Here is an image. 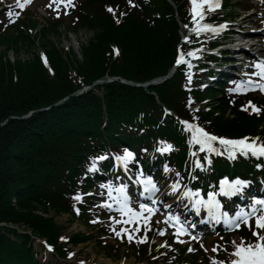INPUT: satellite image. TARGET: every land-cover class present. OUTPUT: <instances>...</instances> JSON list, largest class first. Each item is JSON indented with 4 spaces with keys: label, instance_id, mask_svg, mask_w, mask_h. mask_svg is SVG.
<instances>
[{
    "label": "trees",
    "instance_id": "16d2710c",
    "mask_svg": "<svg viewBox=\"0 0 264 264\" xmlns=\"http://www.w3.org/2000/svg\"><path fill=\"white\" fill-rule=\"evenodd\" d=\"M156 1L161 3L162 11L154 17L156 27L137 19L117 26L110 16L103 14L89 18L87 28L95 30L97 39L85 46L82 61L65 54L54 42L41 41L42 46L52 44L47 53L53 74L44 67L38 54L32 60L19 57L14 62L0 58V223L25 225L35 234L52 236L53 231L47 225L53 226V221L36 214L37 203H43L40 189L49 184L59 166H71L76 160L80 138L99 134L106 117L107 130L121 127L120 120L138 118L141 113L147 122L155 119L151 113L158 105L155 97L145 89L119 81L107 83L102 94L94 91L80 96L71 94L82 82L90 83L106 74L140 81L166 67L175 50L178 24L170 3ZM49 34L42 32L44 38ZM113 43L122 48L116 58ZM0 44L6 47L4 56L12 49L35 48L31 35L20 29L0 37ZM175 79L153 88L161 101L169 102L170 97L182 99V90ZM31 111L29 117L22 118ZM239 130L248 131L247 127ZM3 229L15 235L17 232L0 225V264H10L17 250Z\"/></svg>",
    "mask_w": 264,
    "mask_h": 264
},
{
    "label": "snow or ice",
    "instance_id": "6c2138e0",
    "mask_svg": "<svg viewBox=\"0 0 264 264\" xmlns=\"http://www.w3.org/2000/svg\"><path fill=\"white\" fill-rule=\"evenodd\" d=\"M31 0H16V3L19 5L20 8H24L27 4H29ZM131 3L132 0H129ZM210 0H191L192 4V13L193 19L195 20L196 16H202L203 14V5L209 4ZM61 5H64L65 7H74V3L72 0H50V3L48 7L55 6L56 9H59ZM216 7L219 6L217 3L215 5ZM111 11V7L109 8ZM57 15H60V12H56ZM15 15H19V12L15 13ZM8 16L12 17L13 13L11 11L8 12ZM227 27V22L224 24L218 25V26H212L205 24L203 25V28H196L194 31L199 33L202 30H206L211 28L213 31L222 30ZM185 40L190 39L189 37L185 36ZM189 55H192L193 53H188ZM185 56V53L181 51L179 53V58L176 60L177 64H180ZM45 63H47V60L45 58ZM256 67L260 69V71L257 73V75L264 77V60L258 61L256 64ZM251 83V82H249ZM245 82L240 81V86L237 88L231 89V91H247L249 90L247 87H244ZM259 87L261 90H264V83H260ZM249 104H252L251 101H249ZM246 107V106H245ZM252 110L259 112L260 109L256 107L255 105H252ZM198 119V118H197ZM183 124L186 125L188 129L191 131V138L190 143L201 145L203 148H207L210 151H218V149L213 145V141H219L222 145H224L227 150L228 154L231 157H235L236 153L239 151L243 155L247 156L250 153L252 155H258V156H264V142H259V138H253L249 139V137H241V138H228L224 136H218L214 133H211L207 131L204 127H202L199 123L190 122V121H183ZM162 145H166V147L158 148V151H165V150H171L172 145L168 144L166 141H160ZM135 158V153L132 152L129 149H124L122 155H115V159L118 163H123L125 169H127L128 162ZM107 159V154L96 156L92 158V162L90 164V170H95L97 168V161L105 160ZM209 163H211V160L209 159ZM201 167L203 165H200ZM165 171H169L168 167L165 166ZM137 175L141 177L142 179L140 182L144 185V193L143 195H152L155 198V194L159 191V188L157 187L156 182L154 181L153 177L146 176L142 170H140ZM177 176H179V173H177ZM250 182L245 179H241L240 177H236L235 179L230 180L228 177H223L219 181V188L218 190L210 191L205 194H201L200 189L193 190L191 188H186L182 195L183 196H189L192 197L193 203L192 207H194L197 211H199L201 208L207 209L208 217H211L214 220L219 221L223 218H228L229 228H239L242 224L246 225L247 227L251 228L253 220L256 225V229H264V207L258 208L257 205L264 206V198L262 197H253L252 203L250 205V209L248 208H240L239 210H236L234 212V215L229 214L227 212H224L223 205L221 204L220 199H218V196L224 195L227 197L233 196L237 193H242L244 191V187L247 186ZM102 187L109 188V196L111 197L112 191H115L117 193L116 196V203L119 205L118 211L124 215L127 214L129 217V221L133 219H141L143 218L146 226L150 227V224H148V218L142 217L143 211L146 209L149 213V215L153 214L156 209L153 207H150L146 203H140L139 204V210L136 208L131 207V198L125 191L126 186L124 184H119L117 188L113 189L111 183L102 185ZM177 187H179V181H176L173 187V190H175ZM76 199H82L81 194H77L75 197ZM105 207H109L108 201L103 202ZM165 207H170L168 205H165ZM77 211L79 209L77 208ZM99 219V218H97ZM115 220V217L112 218ZM166 219H171L173 221H179L180 216L179 213H176L175 215H171L170 217H166ZM129 221H125L126 223ZM117 223H120V221H116ZM194 227V225H192ZM173 227L176 228L177 233H187L188 229L184 228L183 226L177 227L175 224H173ZM115 231V229H113ZM137 231L139 229L137 228ZM121 232H127L126 228H122L119 232H116V234L119 236ZM161 234H163V230L161 231ZM253 235L257 237V239L253 242H245V239L242 238L239 243H237L235 240H233L231 243L234 245L232 255L235 257L234 259L230 261H220L217 260L215 257H213L214 264H264V232L253 230ZM133 237L131 234H129V240L131 241ZM179 239V237H177ZM62 239H66V237H62ZM142 240H146L147 237L144 236L141 238ZM51 247V246H49ZM190 251L193 249H189ZM227 249H225L226 251ZM214 251H219V247L214 248ZM69 255H73L70 253ZM80 264H84L83 261L80 262Z\"/></svg>",
    "mask_w": 264,
    "mask_h": 264
},
{
    "label": "rangeland",
    "instance_id": "374dc122",
    "mask_svg": "<svg viewBox=\"0 0 264 264\" xmlns=\"http://www.w3.org/2000/svg\"><path fill=\"white\" fill-rule=\"evenodd\" d=\"M41 1H42V3L40 1L35 3L31 9H33L32 14H34V15L36 14L37 16H38V14H41L42 17L38 16L39 21L42 23H45L46 21L50 20V19H48V17L50 18L49 14H48V8H49L48 5L50 3V0H41ZM37 29L39 31V28H37ZM91 34H93V31H86V30L84 31L83 30V31H79L78 33L73 32L70 34V37L64 38L61 41H58V38H56L55 36H52V35L48 39L52 40L51 42H54L53 43L54 45H55V43H57L61 47L68 48V47H72L70 45H73L75 41L86 40L87 38L90 37ZM39 37H37V38H39ZM96 39H97L96 37L92 38V40H96ZM55 46H57V45H55ZM43 47L45 49H49V48H52V44H47L46 46H43ZM74 47H75V50L78 49V46H74ZM39 48H41V47H37V48H31V47L22 48L21 47L20 49H12L6 53V56H4L3 53L6 49V47L3 45H0V58L1 57H8V55L10 54V57H12V58H19L20 57V58H27V60H32L33 57L35 56V54H37L36 49L39 50ZM72 51L74 52L73 48H72ZM74 59L75 60L77 59L76 56ZM227 114H229V110L227 111ZM15 201H16V199L14 197L13 206L16 207L18 204ZM38 213H40V212H38ZM56 219L59 222L64 223L66 226H68L66 233H68L70 235H72L74 232H76L78 230H84V231L87 230V228L80 222H75L73 224H70L68 215H59L58 217H56ZM22 234H28V233H26V231H22V229H20L19 235L16 236L17 239H14V241L19 242L21 244H27V247L31 246L33 248V250L35 251L36 258L39 260L44 259L46 252L43 248L41 249L38 246V244L40 243L38 238L35 239L34 237H32L34 235H31L30 240L27 239L25 242L26 236L22 235ZM32 240L35 241V243H36L35 245L33 244ZM29 242L32 245H30ZM78 249L80 250L81 254H86L89 258H94L95 256H97L98 257L97 259H99L100 261H102L104 263L110 262V264H118L121 256L125 255V254H129V255H127L128 258H133L134 259L133 261L137 260L136 258H139L138 253H136L135 251H132V250H131L132 253H127L128 251L126 249L125 250L122 249L118 253H116L117 252L116 251L115 252L116 254L114 256H111L112 259H109L107 257L106 258L101 257L104 255V251L101 250L102 248L100 246H98V244L95 242L85 243V244L81 245L80 247H78ZM93 252H95L96 255L92 254ZM111 255H113V254H111ZM13 263H15V258L10 261V264H13ZM50 263L51 264L54 263V260H52V262H50ZM7 264H9V262H7Z\"/></svg>",
    "mask_w": 264,
    "mask_h": 264
},
{
    "label": "bare ground",
    "instance_id": "6f19581e",
    "mask_svg": "<svg viewBox=\"0 0 264 264\" xmlns=\"http://www.w3.org/2000/svg\"><path fill=\"white\" fill-rule=\"evenodd\" d=\"M248 18L249 17H246L245 19H244V21H246V20H248ZM92 40V39H91ZM55 45H57V47H61V46H59L57 43H55ZM69 46V45H68ZM70 46H78V49L77 50H75V47L73 48V47H69L70 48V50H69V56L71 57V58H75V56L76 57H79V58H83L84 57V55H85V46H86V44H84V40H80V41H75L74 42V44L73 45H70ZM72 48H73V50H74V52L72 51ZM40 50H42V51H40ZM49 50H50V48L49 49H41V48H39V50H37L36 49V52L38 53V54H40V53H44V51H47V52H49ZM217 115H218V113H217ZM175 126V125H174ZM224 126H226V125H224ZM216 127H221V126H216ZM116 145H118L117 144V142H116ZM218 157L216 156L212 161H216V159H217ZM151 164H152V166L153 167H155V162H154V160L151 162ZM137 179H139V177L137 178ZM171 189H173V187H171V188H168V189H166V190H171ZM179 191H182V190H179ZM150 196H152V195H150ZM153 197V196H152ZM155 197H157V196H155ZM159 198V197H158ZM187 210L189 211V212H184V211H182V210H178V208H177V204H175V206H174V204L173 205H170V210H169V212H170V215H175L176 213H179V216H182V215H185V217H187L188 216V214L189 213H191L192 214V212H191V210L189 209V207H187ZM190 217V216H189ZM188 217V218H189ZM197 224H198V219H196V220H194V221H192V223H191V225L189 226V229L190 230H195V229H198V227H197ZM192 225H194V227L192 226ZM200 226H202V225H200ZM92 254H94V255H96L95 254V252H93ZM77 254L76 253H74L73 254V260H74V258H75V256H76ZM51 257L53 258V259H55L54 258V256H52V255H47L46 257H44V259L43 260H49V259H51ZM86 259V261L87 262H93V259H90L88 256L85 258ZM90 263H87V264H90ZM105 264H110V263H105ZM127 264H131V263H127Z\"/></svg>",
    "mask_w": 264,
    "mask_h": 264
}]
</instances>
